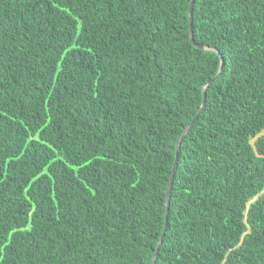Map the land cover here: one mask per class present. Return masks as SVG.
<instances>
[{
	"label": "trees",
	"instance_id": "obj_1",
	"mask_svg": "<svg viewBox=\"0 0 264 264\" xmlns=\"http://www.w3.org/2000/svg\"><path fill=\"white\" fill-rule=\"evenodd\" d=\"M189 3L0 0V264H264V0Z\"/></svg>",
	"mask_w": 264,
	"mask_h": 264
},
{
	"label": "water",
	"instance_id": "obj_2",
	"mask_svg": "<svg viewBox=\"0 0 264 264\" xmlns=\"http://www.w3.org/2000/svg\"><path fill=\"white\" fill-rule=\"evenodd\" d=\"M190 11H191V0H190V3H189V8H188V15H189V17H190ZM190 42H191L195 47H197V48H199V49L208 50L207 47H204V46H201V45H197V44H195V43L193 42V40H192L191 35H190ZM215 53H217V52H215ZM222 63H223V60H222V58L220 57V66H222ZM205 86H206V85H205ZM203 104H204V90L202 89V104H201V107H200L198 113L201 111V109H202V107H203ZM198 113H197V114L195 115V117L190 121L189 125L184 129V131H183L182 134H181V137L187 132V130L190 128V126L194 123V121H195L196 118H197ZM181 137L178 139V141H177V143H176V151H175L174 163H173V165H172V168L170 169V176H169L168 185H167V190H166V194H165V207H166V210H165V216H164V217H165V218H164V223H165V224H166V220H167V218H166V212H167V207H168L169 193H170V188H171V184H172V180H173V175H174L173 169H174V167H175V163H176V159H177V147H178L179 144H180ZM163 232H164V229H163ZM161 237H162V235L159 237L158 242H160ZM155 257H156V251H155V253H154L153 258L151 259L152 261H151L150 264H153V262H154L153 259H154Z\"/></svg>",
	"mask_w": 264,
	"mask_h": 264
}]
</instances>
